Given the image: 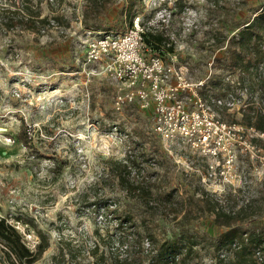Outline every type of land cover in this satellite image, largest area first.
<instances>
[{
    "label": "rangeland",
    "instance_id": "obj_1",
    "mask_svg": "<svg viewBox=\"0 0 264 264\" xmlns=\"http://www.w3.org/2000/svg\"><path fill=\"white\" fill-rule=\"evenodd\" d=\"M155 2L0 0V15L30 7L50 20L38 32L9 30L0 19V216L32 251L39 242L33 225L48 235L49 249L35 264H89L94 243L109 256L123 253L121 242L129 245L131 238L144 250L146 238L154 248L186 231L217 237L228 223L264 225V148L248 141L264 138L252 130L247 141L234 137L240 147L231 167L211 170L213 160L162 142L152 110L137 102L116 110L119 85L107 62L85 63L84 43L97 32L88 34L84 13L91 27L124 31L134 14L151 20ZM261 12L264 0H178L171 26L193 76L205 78L211 68L209 94L226 97L225 85L235 86L227 94L236 105L217 109L224 121L247 128L250 102L260 103L258 81L239 84L229 49ZM23 123L27 147L18 140ZM246 206L238 221L228 219ZM198 250L195 264H217L207 249ZM140 257L149 264L147 253Z\"/></svg>",
    "mask_w": 264,
    "mask_h": 264
},
{
    "label": "built area",
    "instance_id": "obj_2",
    "mask_svg": "<svg viewBox=\"0 0 264 264\" xmlns=\"http://www.w3.org/2000/svg\"><path fill=\"white\" fill-rule=\"evenodd\" d=\"M177 1L156 0V14L151 20L144 21L137 13L124 31L97 32L96 37L84 43L85 63L107 62L110 79L119 85L114 97L116 110L136 102L142 110H152L153 128L164 144L213 160L209 168L223 173L233 164L235 148L240 147V141L233 142L234 137L247 141L245 133L249 130L260 138H264V133L221 119L217 108L231 109L237 103L236 97L232 93L226 97L209 94L211 68L205 78L196 79L190 63L181 59L182 46L177 44L179 39L171 29ZM148 27L165 31L169 36L167 44L173 45L174 51L154 50L145 44ZM185 27L187 30V24ZM248 141L260 151L252 139ZM142 244L145 253L153 252L148 238Z\"/></svg>",
    "mask_w": 264,
    "mask_h": 264
},
{
    "label": "trees",
    "instance_id": "obj_3",
    "mask_svg": "<svg viewBox=\"0 0 264 264\" xmlns=\"http://www.w3.org/2000/svg\"><path fill=\"white\" fill-rule=\"evenodd\" d=\"M100 3L101 0H94V5L99 6ZM6 14H9V16H6ZM84 14L83 24L88 31L95 33L107 32L102 31L99 26H89V14L87 12ZM0 17L1 24H4L9 30L20 26L27 29H37L38 32H41L44 29L43 26L50 25L48 17L41 18L40 13L34 12L30 7L20 8L15 6V9H8L5 15H0ZM144 41L154 50L174 51V46H168L167 44L169 36L166 35L165 31L161 32L148 27L144 34ZM231 46L229 51L233 52L231 57L235 58L232 67L239 69V75L241 76L239 84L244 85L247 77H249L255 83L258 81V91L260 92L259 102L261 104L250 102L249 105H252L250 107L252 110L246 113L245 124L248 127H253L258 132L264 133V107H262L264 75L260 71V68L264 65V12L257 14L247 22L246 28L231 39ZM233 88H235L234 85L227 83L223 88V91H225L223 95L227 96L228 91L230 92ZM254 104H257V106H253ZM18 133V140L25 147L29 146L31 138L24 123ZM254 141H256V144L262 143L264 148V140L256 139ZM247 209L246 206L235 212L234 215L229 214L227 217L238 221V218L247 214ZM124 222L129 223L131 221L126 219ZM226 225L228 226L227 229L220 232L217 237H211L207 233L198 237L186 231V233H181L179 236L159 242L157 247H154L153 252L147 254L149 264H195L194 261L200 254L199 247H201V251L207 249L209 253H212V256L217 260V264H264V225L254 224L251 227H245L238 222ZM33 228L39 237L36 251L30 250L26 246L23 234L5 216H0V264H35L42 258L43 254L49 249V237L36 226L33 225ZM135 243L134 238H131L130 246L121 242L126 246L123 248L124 252L116 255L112 252L109 256L105 253L100 254L99 244L94 243L92 249L94 259L88 263L142 264L140 256L145 253L141 249V244L136 245Z\"/></svg>",
    "mask_w": 264,
    "mask_h": 264
},
{
    "label": "bare ground",
    "instance_id": "obj_4",
    "mask_svg": "<svg viewBox=\"0 0 264 264\" xmlns=\"http://www.w3.org/2000/svg\"><path fill=\"white\" fill-rule=\"evenodd\" d=\"M3 130V129H2Z\"/></svg>",
    "mask_w": 264,
    "mask_h": 264
}]
</instances>
